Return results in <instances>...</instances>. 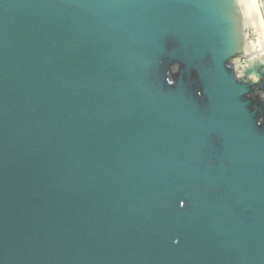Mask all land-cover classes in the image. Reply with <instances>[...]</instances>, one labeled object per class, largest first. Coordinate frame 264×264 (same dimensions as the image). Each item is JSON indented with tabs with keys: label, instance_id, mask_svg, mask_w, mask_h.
Segmentation results:
<instances>
[{
	"label": "water",
	"instance_id": "95a60500",
	"mask_svg": "<svg viewBox=\"0 0 264 264\" xmlns=\"http://www.w3.org/2000/svg\"><path fill=\"white\" fill-rule=\"evenodd\" d=\"M262 49L254 0H0V264H264Z\"/></svg>",
	"mask_w": 264,
	"mask_h": 264
},
{
	"label": "clouds",
	"instance_id": "9594fccd",
	"mask_svg": "<svg viewBox=\"0 0 264 264\" xmlns=\"http://www.w3.org/2000/svg\"><path fill=\"white\" fill-rule=\"evenodd\" d=\"M261 54L262 55H264V49H262V51H261ZM233 59L234 58H230L229 60H228V63H227V66L232 70V72H233V79L236 81V82H242V81H245V80H242V76H241V74L234 68V67H232L231 66V64H232V61H233ZM261 67L259 68V71L262 73V74H264V63H258ZM175 67H179V65H175ZM175 75V74H174ZM250 76V78H251V80H246L248 83H250V84H253L251 81L252 80H254L255 81V85L258 83V77L257 76H255V75H249ZM167 83L169 84V85H172L173 83H174V80H173V78H169L168 79V81H167ZM254 85V84H253ZM259 90V89H258ZM257 92V91H256ZM259 92L260 93H262V94H264V91H260L259 90ZM257 96H259V98H260V101L262 102V103H264V95H257ZM257 124H258V126H264V118H261V120H259L258 122H257ZM174 243H178V241H174Z\"/></svg>",
	"mask_w": 264,
	"mask_h": 264
},
{
	"label": "bare ground",
	"instance_id": "6f19581e",
	"mask_svg": "<svg viewBox=\"0 0 264 264\" xmlns=\"http://www.w3.org/2000/svg\"><path fill=\"white\" fill-rule=\"evenodd\" d=\"M254 3H255V5H256L257 11H258V13H259L260 22H261L262 31H263V37H264V23H263V18H262V15H261V13H260L259 6H258L257 1L254 0Z\"/></svg>",
	"mask_w": 264,
	"mask_h": 264
},
{
	"label": "built area",
	"instance_id": "2783aa9c",
	"mask_svg": "<svg viewBox=\"0 0 264 264\" xmlns=\"http://www.w3.org/2000/svg\"><path fill=\"white\" fill-rule=\"evenodd\" d=\"M259 6L260 13L263 18V13H264V0H256ZM263 23H264V18H263Z\"/></svg>",
	"mask_w": 264,
	"mask_h": 264
},
{
	"label": "rangeland",
	"instance_id": "374dc122",
	"mask_svg": "<svg viewBox=\"0 0 264 264\" xmlns=\"http://www.w3.org/2000/svg\"><path fill=\"white\" fill-rule=\"evenodd\" d=\"M263 18H264V13H263ZM238 62H239L240 65H243L244 64L243 59H238Z\"/></svg>",
	"mask_w": 264,
	"mask_h": 264
}]
</instances>
